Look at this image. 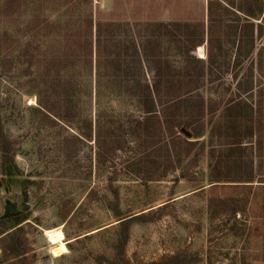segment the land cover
<instances>
[{
	"label": "rangeland",
	"instance_id": "rangeland-1",
	"mask_svg": "<svg viewBox=\"0 0 264 264\" xmlns=\"http://www.w3.org/2000/svg\"><path fill=\"white\" fill-rule=\"evenodd\" d=\"M212 8L0 0V264H264V0Z\"/></svg>",
	"mask_w": 264,
	"mask_h": 264
},
{
	"label": "trees",
	"instance_id": "trees-1",
	"mask_svg": "<svg viewBox=\"0 0 264 264\" xmlns=\"http://www.w3.org/2000/svg\"><path fill=\"white\" fill-rule=\"evenodd\" d=\"M213 4H218V0H207V16L212 21V17L215 15L213 11ZM88 24H90L91 28L94 30L98 29L99 23H93L91 20H88ZM160 264H180L181 262L178 259V256L176 255H166L163 256L160 261Z\"/></svg>",
	"mask_w": 264,
	"mask_h": 264
},
{
	"label": "crops",
	"instance_id": "crops-1",
	"mask_svg": "<svg viewBox=\"0 0 264 264\" xmlns=\"http://www.w3.org/2000/svg\"><path fill=\"white\" fill-rule=\"evenodd\" d=\"M199 46H202L203 47V45H202V43L201 44H199L198 45V47ZM197 47V48H198ZM204 49V48H203ZM204 51V50H203ZM194 54V53H193ZM195 55V54H194ZM205 55V54H204ZM194 58L192 59L193 61H195V62H197V65H200V63H201V65H204V61H205V56H204V58H200V57H198L197 55L196 56H193Z\"/></svg>",
	"mask_w": 264,
	"mask_h": 264
},
{
	"label": "water",
	"instance_id": "water-1",
	"mask_svg": "<svg viewBox=\"0 0 264 264\" xmlns=\"http://www.w3.org/2000/svg\"><path fill=\"white\" fill-rule=\"evenodd\" d=\"M12 210H13V205L12 204L6 205L5 211H6L7 214L10 213Z\"/></svg>",
	"mask_w": 264,
	"mask_h": 264
},
{
	"label": "bare ground",
	"instance_id": "bare-ground-1",
	"mask_svg": "<svg viewBox=\"0 0 264 264\" xmlns=\"http://www.w3.org/2000/svg\"><path fill=\"white\" fill-rule=\"evenodd\" d=\"M56 236H58V237H60L61 236V234L60 233H57V234H55ZM55 237V236H54ZM53 239V238H52Z\"/></svg>",
	"mask_w": 264,
	"mask_h": 264
}]
</instances>
